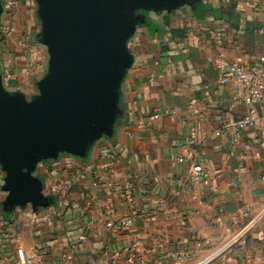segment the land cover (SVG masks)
Wrapping results in <instances>:
<instances>
[{"label": "crops", "instance_id": "obj_1", "mask_svg": "<svg viewBox=\"0 0 264 264\" xmlns=\"http://www.w3.org/2000/svg\"><path fill=\"white\" fill-rule=\"evenodd\" d=\"M137 14L114 135L98 138L86 158L62 153L38 164L48 206L5 211L0 167V264H264V126L233 142L226 125L247 106L234 82L220 81L225 66L248 67L264 54V0H192ZM31 47L30 63L41 50ZM109 148L117 158L105 170ZM201 150L203 173L189 175L191 159L176 157ZM126 213L135 215L129 230L106 226ZM177 250L191 261L172 260Z\"/></svg>", "mask_w": 264, "mask_h": 264}, {"label": "water", "instance_id": "obj_2", "mask_svg": "<svg viewBox=\"0 0 264 264\" xmlns=\"http://www.w3.org/2000/svg\"><path fill=\"white\" fill-rule=\"evenodd\" d=\"M192 0H36L39 41L49 53L41 92L28 100L9 91L0 73V166L4 210L50 205L38 164L67 153L86 158L93 143L112 137L120 86L133 64L129 39L143 21L139 10L171 11ZM4 7L0 0V23Z\"/></svg>", "mask_w": 264, "mask_h": 264}, {"label": "built area", "instance_id": "obj_3", "mask_svg": "<svg viewBox=\"0 0 264 264\" xmlns=\"http://www.w3.org/2000/svg\"><path fill=\"white\" fill-rule=\"evenodd\" d=\"M7 2L13 3L14 0H8ZM4 12H7L9 4H4ZM223 65L219 64L221 68ZM220 81L222 83L234 82L236 86V98L242 100L246 106V112L239 119L234 120L226 125L228 129L233 130L232 139L236 143L241 137V132L247 128H255L257 126H264V54L255 59L251 66H243L238 63H232L224 67V71L220 76ZM7 86H12V80L8 78ZM168 115H174L177 110L170 109L165 112ZM160 114H153L151 119H157ZM101 157L103 158V168L105 170H111L116 162L117 151L115 148H109L103 151ZM206 152L201 150L199 153L189 151L186 155H180L176 157L177 161L180 163L186 162L187 159H191L192 163L189 167V175L198 176L203 173ZM246 158V156H243ZM240 170H244L243 164L240 165ZM54 175H57V171H54ZM97 178L99 181L104 180L102 174H98ZM62 189V184L59 181L53 187V192L58 194ZM127 195L123 193L122 196ZM131 207L134 209L135 203L132 201ZM133 213H126L114 219H110L106 222V226L112 231H125L129 230L134 221ZM235 224H238L237 220H234ZM251 221L242 228H240L232 237L231 244L224 247L221 245L218 250H223L221 248L228 249L232 248L240 239L241 235L246 231L248 225ZM251 227V226H250ZM249 227V228H250ZM205 243L209 244L210 240H206ZM218 254V251L216 253ZM170 257L175 262H189L191 261V252L188 251H172Z\"/></svg>", "mask_w": 264, "mask_h": 264}, {"label": "rangeland", "instance_id": "obj_4", "mask_svg": "<svg viewBox=\"0 0 264 264\" xmlns=\"http://www.w3.org/2000/svg\"><path fill=\"white\" fill-rule=\"evenodd\" d=\"M7 1L1 0L2 5L9 4V7L0 23V73L9 91L22 92L28 100H32L41 94L37 84L47 74L49 67L48 49L38 41L42 30L38 5L36 0L26 2L27 5L24 2L23 7L17 4L18 0L13 3ZM31 46L41 50L38 52L36 49L38 55L30 63L27 53L33 48ZM8 78H15L12 86H7Z\"/></svg>", "mask_w": 264, "mask_h": 264}]
</instances>
